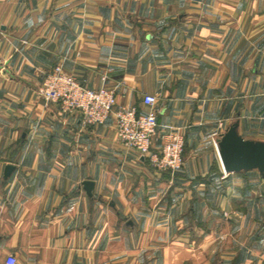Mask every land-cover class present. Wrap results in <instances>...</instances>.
<instances>
[{"label": "crops", "instance_id": "0c3cea01", "mask_svg": "<svg viewBox=\"0 0 264 264\" xmlns=\"http://www.w3.org/2000/svg\"><path fill=\"white\" fill-rule=\"evenodd\" d=\"M58 63L108 70L115 108L156 94L152 147L177 129L182 167L46 104ZM234 121L264 141V0H0V264H264V175L224 174L215 145Z\"/></svg>", "mask_w": 264, "mask_h": 264}, {"label": "built area", "instance_id": "2783aa9c", "mask_svg": "<svg viewBox=\"0 0 264 264\" xmlns=\"http://www.w3.org/2000/svg\"><path fill=\"white\" fill-rule=\"evenodd\" d=\"M100 79L99 86H87L58 63L44 72L38 92L46 104L55 103L61 114H77L84 128L101 124L113 115L116 137L123 145L135 150L156 171L177 172L183 164V134L177 129L163 131L161 144L152 147L158 126L155 112L157 95L145 92L141 95V106L128 104L115 108L120 83H108V70L101 74ZM215 145L217 148V143ZM223 173L226 172L223 170ZM16 263L14 254L5 256L4 264Z\"/></svg>", "mask_w": 264, "mask_h": 264}, {"label": "water", "instance_id": "95a60500", "mask_svg": "<svg viewBox=\"0 0 264 264\" xmlns=\"http://www.w3.org/2000/svg\"><path fill=\"white\" fill-rule=\"evenodd\" d=\"M237 126V121L231 123L217 143L223 170L228 173L256 168L264 175V141L242 137Z\"/></svg>", "mask_w": 264, "mask_h": 264}, {"label": "rangeland", "instance_id": "374dc122", "mask_svg": "<svg viewBox=\"0 0 264 264\" xmlns=\"http://www.w3.org/2000/svg\"><path fill=\"white\" fill-rule=\"evenodd\" d=\"M227 229V228H226ZM224 233V232H223ZM235 236V235H234ZM239 238V237H238ZM232 241V238L230 237V235L228 236V235H225L224 234V236H223V238H222V240H221V242H220V246L219 247H221L222 249L227 245V243H228V245L230 244V242Z\"/></svg>", "mask_w": 264, "mask_h": 264}, {"label": "trees", "instance_id": "16d2710c", "mask_svg": "<svg viewBox=\"0 0 264 264\" xmlns=\"http://www.w3.org/2000/svg\"><path fill=\"white\" fill-rule=\"evenodd\" d=\"M167 173H169L168 171H166Z\"/></svg>", "mask_w": 264, "mask_h": 264}]
</instances>
